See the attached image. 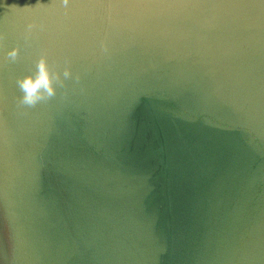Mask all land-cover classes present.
<instances>
[{"label":"water","instance_id":"95a60500","mask_svg":"<svg viewBox=\"0 0 264 264\" xmlns=\"http://www.w3.org/2000/svg\"><path fill=\"white\" fill-rule=\"evenodd\" d=\"M0 264H264V0H0Z\"/></svg>","mask_w":264,"mask_h":264},{"label":"clouds","instance_id":"9594fccd","mask_svg":"<svg viewBox=\"0 0 264 264\" xmlns=\"http://www.w3.org/2000/svg\"><path fill=\"white\" fill-rule=\"evenodd\" d=\"M13 55H15V53H13ZM40 70H41L40 76L35 82H32L31 80L22 82L21 86L26 92V96H25L26 103H29V104L35 103L36 99L38 98L36 95L37 90L41 86H43L48 91L49 95L52 94V89L49 85V77L45 70L43 62H41Z\"/></svg>","mask_w":264,"mask_h":264}]
</instances>
